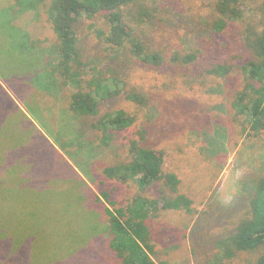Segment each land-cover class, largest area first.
Here are the masks:
<instances>
[{
  "label": "trees",
  "instance_id": "trees-1",
  "mask_svg": "<svg viewBox=\"0 0 264 264\" xmlns=\"http://www.w3.org/2000/svg\"><path fill=\"white\" fill-rule=\"evenodd\" d=\"M168 1L0 0V264H14L24 252L30 264L29 252L40 232L24 231V209L30 215L37 211L29 210L26 200L33 197L25 192L53 188L60 196L55 204L63 202L62 212L80 215L89 225L77 239L73 234L74 246L64 256L75 258L100 236L113 264H155L156 240L149 220L158 210L177 209L192 216L190 225L182 228V239L187 240L193 264H264V0H211L212 16L192 20L202 30L195 36L229 33L236 38L233 60L201 63L198 77L210 84L207 92L220 99L190 101L189 115L206 126L187 133H195L203 143L197 153L205 161L197 159L205 164H214L216 151L226 153L235 138L255 152L254 158L240 161L246 171L237 195L223 199L220 188H214L196 210L189 195L180 192L177 174L162 170V151L145 143L146 128H140L139 139L118 140L135 125L136 117L122 108L102 110L104 103L118 98L139 108L148 106L145 92L129 85L131 67L159 72L168 68L177 75L198 59L197 51L156 47L145 32L148 28L159 33L168 26L163 20ZM44 22L50 36L33 38L30 28ZM92 36L97 42L91 44L96 51L90 56L82 43ZM45 104L49 106L44 112ZM39 112L45 115L46 134H39L30 119L42 122ZM18 120L24 124L10 137L28 132L25 125L30 133H38L52 165L48 172L34 171L41 158L27 160L34 150L23 153L24 140L5 138V129ZM119 149L123 157L119 153L112 161L105 158ZM29 165L31 176L26 175ZM101 176L133 184L137 192L119 205L101 190L104 205L88 186ZM7 192L16 198L22 193L23 202H10L14 198ZM14 204L22 208L20 219L16 211L7 212ZM163 224L168 234L175 227ZM181 263L187 264V259Z\"/></svg>",
  "mask_w": 264,
  "mask_h": 264
},
{
  "label": "rangeland",
  "instance_id": "rangeland-1",
  "mask_svg": "<svg viewBox=\"0 0 264 264\" xmlns=\"http://www.w3.org/2000/svg\"><path fill=\"white\" fill-rule=\"evenodd\" d=\"M170 2L166 3V12H164V24L168 25L164 27L165 30L158 33L147 28L145 32L153 39L156 47L161 46L166 52L171 50L188 53L197 51L198 59L183 73L177 75L169 74L172 71L168 68L159 72L155 68L131 67L129 85L145 92L149 98L148 106L139 108L129 100L118 98L104 103L102 110L113 107L122 108L136 117L135 125L121 133L118 140L124 143L132 138L139 139L140 128H146L145 143L162 151V170L177 174L181 180L180 192L189 195L193 202L192 207L199 210L202 207L201 203L214 188H220L223 199L237 195L241 185L239 178L246 171V165H242L240 161L254 158L255 152L248 150L242 139L235 138L228 142L229 148L226 153L216 151L218 156L214 160V164L199 162V158L205 161L203 156L197 153L203 143L195 133L187 132H195V129L205 127L206 123L202 124L203 120H195L193 115L190 116L189 114L193 112L187 111V106L190 101L198 103L203 99H208L210 102H216L217 99H220L217 95L209 94L207 91L210 84L202 82L203 77L201 79L198 77L203 71L201 63L213 58L233 60L238 52L236 43L233 42V39L236 38L232 39L229 33L212 35L202 33L200 36H195L196 32L202 30L192 24V20L198 19L200 15L212 16L211 0H172ZM34 26L30 28L33 38L43 39L50 36L45 22ZM95 42L97 41L94 36L90 38L89 44L83 40L82 44L88 48L87 53L90 56H93L94 50L96 51L91 46V44L95 45ZM11 95L13 97V94ZM13 98L21 110L25 111L22 103L15 96ZM48 106L49 104H45L44 112L48 111ZM53 112L56 111L53 110ZM39 115L42 122L37 118L31 117L30 119L37 126L40 134V131L44 133L46 130L44 129L45 125L43 126L45 115L42 116L40 112ZM23 124L22 120L11 122L4 131L5 138L10 137L11 133H16ZM52 124L56 128V120ZM24 128L28 132L8 139L10 141L16 139L20 143L24 140L23 153L34 150L32 154L28 155L30 159L27 160L41 158V162L37 163L40 168L37 167L34 171L46 170L48 172L47 169H50L52 165L50 160L46 159L43 140L41 141L38 133H30V127L27 128L25 125ZM45 128L47 127L45 126ZM48 139L54 144L50 137ZM16 140L14 142H17ZM121 150L123 149L112 151L105 158L112 161L116 157L118 158L119 153L120 157H123L124 152ZM33 173V165H29L26 175L31 176L30 174ZM84 178L87 180L86 177ZM92 182L88 183V186L92 189L93 195L100 197L101 190H106L110 193V199L119 205L126 204L133 193L137 192L133 184L119 183L103 176L99 177L97 181L95 180L94 183ZM25 193L33 197V199L26 200L29 210L34 208L37 211L30 215L24 209V216H26L24 231L30 232L36 229L40 232V236L37 235L39 238L35 247L31 248L33 253H31V249L29 252L30 264H113L112 261H109L104 248L106 242L99 239L100 236L87 242L84 250L77 253L75 258L72 255L64 256L73 248L79 233L89 228L86 219L77 214L70 216L68 213L62 212L63 202L55 204V200L60 197L56 195L55 188L39 190L32 194L27 191ZM150 194L155 196L153 191ZM6 196L16 199L10 200V202H23L24 195L22 193H19L17 198L9 192L6 193ZM101 200V203L105 205V200L103 198ZM93 203H95V198L91 199V204ZM16 205L18 207L15 204L10 206L7 212L14 215L11 211H16L14 216L19 215L20 219L22 208H19L18 204ZM14 207L16 210L13 209ZM89 217L91 216L89 215ZM191 221L192 216L189 213L177 209L158 210L157 216L149 220L156 240V253L152 256L155 264H182L181 260L184 258L187 259V264H193L187 240L182 239V228L190 225ZM163 223L165 225L174 224L175 227L171 226L169 230L170 234L162 229ZM24 255L25 252L23 258H20L21 260L13 261L14 264H27ZM15 256L16 254L13 255V257Z\"/></svg>",
  "mask_w": 264,
  "mask_h": 264
}]
</instances>
